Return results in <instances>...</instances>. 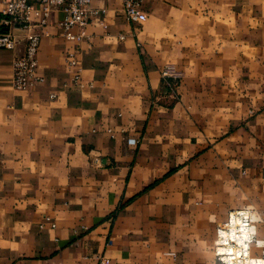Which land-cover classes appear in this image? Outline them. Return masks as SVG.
Segmentation results:
<instances>
[{"label":"crops","instance_id":"crops-1","mask_svg":"<svg viewBox=\"0 0 264 264\" xmlns=\"http://www.w3.org/2000/svg\"><path fill=\"white\" fill-rule=\"evenodd\" d=\"M120 5L90 0L77 43L52 11L39 84L0 48V264H214L236 208L264 258V0Z\"/></svg>","mask_w":264,"mask_h":264},{"label":"built area","instance_id":"built-area-1","mask_svg":"<svg viewBox=\"0 0 264 264\" xmlns=\"http://www.w3.org/2000/svg\"><path fill=\"white\" fill-rule=\"evenodd\" d=\"M143 1L120 0V10L126 21L137 22L140 19ZM89 3L90 0H0V48L15 49L20 42L23 44L21 52L15 55L11 64L12 88L24 89L42 82V77L35 73L36 51L39 38L46 34L40 29L52 11L59 9L63 13L57 21L61 36L77 43L86 36L85 25L98 14L97 10L89 7ZM99 24L104 27L102 21ZM74 27L76 31L72 32ZM66 64L76 67L72 53L66 55ZM161 75L166 77V70ZM49 96L52 98L53 94ZM126 141L134 143L133 139ZM254 241L249 211L245 208L229 210L224 221L215 228L214 264H264L263 257L251 253ZM98 262L108 264V260L102 257Z\"/></svg>","mask_w":264,"mask_h":264},{"label":"rangeland","instance_id":"rangeland-1","mask_svg":"<svg viewBox=\"0 0 264 264\" xmlns=\"http://www.w3.org/2000/svg\"><path fill=\"white\" fill-rule=\"evenodd\" d=\"M246 209V208H245ZM249 211V210H248ZM218 251H221V249H219Z\"/></svg>","mask_w":264,"mask_h":264}]
</instances>
